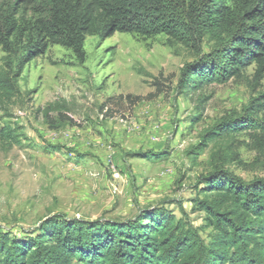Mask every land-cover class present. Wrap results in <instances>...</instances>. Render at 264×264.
<instances>
[{"label": "rangeland", "instance_id": "obj_1", "mask_svg": "<svg viewBox=\"0 0 264 264\" xmlns=\"http://www.w3.org/2000/svg\"><path fill=\"white\" fill-rule=\"evenodd\" d=\"M49 1L0 0V16L27 29ZM27 34L10 54L0 47V77L14 94H0V128L19 135L14 145L0 143V231L24 240L56 215L146 221L144 212L155 208L201 227L203 213L191 200L202 176L219 167L245 182L264 180V143L258 148L241 124L222 130L255 110L264 78L255 80L254 66L183 89L195 85L186 82V66L227 42L224 32L205 34L196 46L164 34L89 35L83 61L49 44L20 66ZM250 116L264 138V110Z\"/></svg>", "mask_w": 264, "mask_h": 264}, {"label": "trees", "instance_id": "obj_2", "mask_svg": "<svg viewBox=\"0 0 264 264\" xmlns=\"http://www.w3.org/2000/svg\"><path fill=\"white\" fill-rule=\"evenodd\" d=\"M47 7L45 16L27 29L0 16V47L6 53L13 52V42L28 30L20 66L42 55L49 44L68 48L83 61L89 35L164 34L196 46L205 34L221 31L227 42L186 66L191 67L184 73L186 82L192 79L195 85L183 89L196 82H226L251 65L255 80L264 78V0H50ZM0 94L6 99L14 95L1 77ZM256 99L246 119L222 130L228 133L230 126L242 125L261 148L263 129L252 123L250 114L264 110V91ZM18 140L14 129L0 128L1 144ZM199 183L204 187L191 202L203 213L201 227L159 208L145 211L146 221L56 215L40 225L38 235L24 240L0 231V264H264V180L245 182L215 167ZM202 229H210L207 239L200 235Z\"/></svg>", "mask_w": 264, "mask_h": 264}]
</instances>
